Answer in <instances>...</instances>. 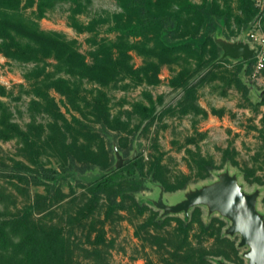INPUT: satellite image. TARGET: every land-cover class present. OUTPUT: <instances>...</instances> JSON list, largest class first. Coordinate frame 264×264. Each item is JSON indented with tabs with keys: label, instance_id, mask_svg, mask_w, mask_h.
I'll use <instances>...</instances> for the list:
<instances>
[{
	"label": "rangeland",
	"instance_id": "374dc122",
	"mask_svg": "<svg viewBox=\"0 0 264 264\" xmlns=\"http://www.w3.org/2000/svg\"><path fill=\"white\" fill-rule=\"evenodd\" d=\"M4 4L0 165L34 170L37 161L61 179L45 188L0 172V220L45 197L24 222L21 254L6 244L0 264H246L227 220L205 207L161 218L152 200L161 187L174 204L228 171L245 192L259 189L264 214V0ZM10 7L60 39L6 56L2 44L26 42L5 28ZM136 23L138 35L120 33ZM218 39L245 41L256 54L222 58ZM113 147L144 182L132 197L116 198L131 189L125 178L93 196L68 174L71 165L110 173ZM30 249L44 258H27Z\"/></svg>",
	"mask_w": 264,
	"mask_h": 264
},
{
	"label": "water",
	"instance_id": "95a60500",
	"mask_svg": "<svg viewBox=\"0 0 264 264\" xmlns=\"http://www.w3.org/2000/svg\"><path fill=\"white\" fill-rule=\"evenodd\" d=\"M216 43L222 50V58L248 61L254 56V49L245 41L229 42L218 39ZM264 91L259 94L262 97ZM114 146V145H113ZM114 148V169L123 166V159ZM134 158V157H133ZM107 173L76 174L77 178L85 183L96 182ZM164 192L159 187V194L152 205L159 210L160 217L183 214L188 216L190 210L195 207H205L207 214H218L229 222L224 233L228 237L239 236L238 248H246L242 252V258L246 264H264V214L258 210L259 189L251 193L244 191L238 181V177L228 171L217 174L211 183L189 190L183 194L182 199L174 204L164 202ZM218 264H230L220 261Z\"/></svg>",
	"mask_w": 264,
	"mask_h": 264
},
{
	"label": "trees",
	"instance_id": "16d2710c",
	"mask_svg": "<svg viewBox=\"0 0 264 264\" xmlns=\"http://www.w3.org/2000/svg\"><path fill=\"white\" fill-rule=\"evenodd\" d=\"M4 1L6 4H10L14 2L15 0H0ZM1 8V6H0ZM4 8H7L4 7ZM10 14V20L9 23L5 25L6 30L9 33H12L13 35H20L24 38L26 41L25 43H4L1 45V49L4 51L5 55L8 57H15V58H21L27 53H29L34 45L43 44V45H50L54 41L59 40L60 37L56 34H47L42 31H40L36 25H34L30 20L27 18H24L22 15H19L18 12L15 10V8H8ZM144 23H136L133 26H127L120 29V33L128 34V35H138V33L141 32L143 29ZM52 42V43H51ZM33 166L35 167L34 170L29 169L23 165H18L16 167H12L10 169H3V166L0 165V172H5L7 175L11 176L13 179L21 180L25 178L26 180H29L34 185H42L45 188H49L50 186L54 185L61 179L60 173H58L56 170H51L44 168L42 165H40L37 161H33ZM90 171L88 170H81L76 168L75 166L71 165L68 169V174L70 177L75 179L76 181H80L77 178L78 174H85L86 172ZM126 172V175L124 177V173ZM118 178L124 179L125 181L129 182L131 184V189H124L121 190L117 197H120L122 199L132 197V193H136L139 189L144 188V182L140 177H136L134 174V169H124V166H122L119 169H113L110 173H107L104 177L99 179L96 182L88 183L89 186H91V194L93 196L98 195L101 191L107 190L112 188L114 185L118 184ZM120 180V179H119ZM37 200H41L38 204H30L27 207H25L24 212L22 216L19 217H11V218H5L0 220V251H4L5 247L4 245L10 244L13 247V253L18 255V253L21 254L19 251L20 249L24 248L29 240V229L25 224L27 222V219L30 218V216L34 213V210L36 207L44 205V196H37ZM43 201V202H42ZM25 222V223H24ZM22 235V240H19L18 243L14 242V239L18 236ZM28 238V239H27ZM30 244V243H28ZM15 246V247H14ZM16 247L19 248V250L16 249ZM35 249H30L25 254V256L28 258L29 256L35 257V258H44V255L42 251L38 253L37 255L34 253ZM39 251V250H38Z\"/></svg>",
	"mask_w": 264,
	"mask_h": 264
},
{
	"label": "built area",
	"instance_id": "2783aa9c",
	"mask_svg": "<svg viewBox=\"0 0 264 264\" xmlns=\"http://www.w3.org/2000/svg\"><path fill=\"white\" fill-rule=\"evenodd\" d=\"M249 46H250V45H249ZM250 48L254 49L252 46H250ZM254 52H255V53H254V55H255V54H256V50H255V49H254Z\"/></svg>",
	"mask_w": 264,
	"mask_h": 264
}]
</instances>
